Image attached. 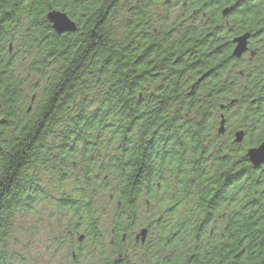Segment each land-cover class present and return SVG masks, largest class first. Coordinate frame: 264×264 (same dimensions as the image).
I'll return each instance as SVG.
<instances>
[{"label": "trees", "instance_id": "obj_1", "mask_svg": "<svg viewBox=\"0 0 264 264\" xmlns=\"http://www.w3.org/2000/svg\"><path fill=\"white\" fill-rule=\"evenodd\" d=\"M177 5V0H0V264H15L8 244L16 217L50 198L65 213L68 230L88 233L92 244L108 239L98 231V197L110 206L105 216L129 218L143 192L152 201L163 199L162 212L185 215L166 229L181 242L171 244L177 252L197 237L196 213L225 212L230 195L238 210L232 230L240 235L264 228L259 211L264 164L249 167L243 188L240 173L220 177V169L211 168L220 158L209 141L216 126L209 93L188 96L177 66L163 67V47L176 44L175 37L164 35L176 25L165 15ZM52 11L66 14L76 31L56 34L46 19ZM181 132L182 154L150 156L145 135L159 136L161 143L165 135ZM199 158L209 161L207 168L197 170ZM157 163L167 171L153 168ZM70 180L75 188L48 196L49 184ZM228 180L231 189L211 186ZM217 223L210 216L201 222V264H226L225 238L216 257L212 254L209 230L216 238L227 234L224 225L213 227ZM61 239L68 240L60 235L53 243Z\"/></svg>", "mask_w": 264, "mask_h": 264}, {"label": "flooded vegetation", "instance_id": "obj_2", "mask_svg": "<svg viewBox=\"0 0 264 264\" xmlns=\"http://www.w3.org/2000/svg\"><path fill=\"white\" fill-rule=\"evenodd\" d=\"M177 2L176 12L165 15L168 22L176 25L164 35L171 39L175 37L176 44L163 47L167 52L162 55L163 67L174 69L177 66L178 76L188 96L205 91L209 93L206 98L211 97L212 103L209 104L215 106L216 119L209 141L216 148L213 154H218L220 158L211 168L217 166L220 177L240 173L243 188L247 185L244 174L253 166L247 153L264 143V0ZM180 128L181 123L177 126L178 131ZM132 136L138 138L140 135ZM156 137L159 136H144L149 142L150 156L152 153L155 157L182 154L184 133L165 135L166 139L161 143ZM250 140L258 142L247 146L245 143ZM208 165L209 161L199 158L196 168L200 170ZM160 167L157 163L153 168L157 170ZM160 169L167 171L165 166ZM155 185L159 186L157 181ZM232 185L231 180L211 184L216 190L226 186L231 189ZM145 194H140L135 214L129 218L121 214H99L97 225L101 229L98 231L108 233L105 245L104 241L92 244L88 233L83 231L74 234L66 231L64 237L69 243L58 240L54 245L68 252V260L56 264H167L173 259H183L186 264H201V251L205 246V237H201V222L208 216L218 221L214 228L224 225L227 231L226 236L221 234L216 238L213 237L214 230H209L214 257L225 238L228 251L226 264H264V228L250 234L243 230L240 235L232 230V219L238 214L231 203L232 195L228 198L225 212L203 216L196 213L195 222L200 225L197 237L192 246L186 243L180 246L182 252H177L171 244L181 242L175 241L173 233L169 236L166 229L173 225L174 218L185 215L162 212L159 203L163 199L152 201ZM263 203L264 198L260 201L261 212H264ZM246 209L242 204V214H246ZM260 225L263 227L264 223ZM213 264L218 263L214 261Z\"/></svg>", "mask_w": 264, "mask_h": 264}, {"label": "rangeland", "instance_id": "obj_3", "mask_svg": "<svg viewBox=\"0 0 264 264\" xmlns=\"http://www.w3.org/2000/svg\"><path fill=\"white\" fill-rule=\"evenodd\" d=\"M27 84L29 86L31 82ZM27 90L30 91L29 88ZM71 186L75 188L74 181L71 180L63 186L51 183L48 185V196L60 189L68 191ZM55 203L51 198L41 201L28 215L16 217L13 235L8 244L15 255V264H51L52 257H58L56 263L68 260V252L53 243L60 235L64 238L69 228L65 213H59ZM95 207L100 213L110 211V206L103 197H98ZM66 243H69L68 240Z\"/></svg>", "mask_w": 264, "mask_h": 264}, {"label": "water", "instance_id": "obj_4", "mask_svg": "<svg viewBox=\"0 0 264 264\" xmlns=\"http://www.w3.org/2000/svg\"><path fill=\"white\" fill-rule=\"evenodd\" d=\"M46 19L50 23L52 30L58 35L76 31L75 24L64 13L52 11L46 15ZM239 141L240 139L237 138V142ZM247 157L253 166L264 163V143L257 149L248 151Z\"/></svg>", "mask_w": 264, "mask_h": 264}, {"label": "clouds", "instance_id": "obj_5", "mask_svg": "<svg viewBox=\"0 0 264 264\" xmlns=\"http://www.w3.org/2000/svg\"><path fill=\"white\" fill-rule=\"evenodd\" d=\"M57 259H58V257H52L51 258V264H56Z\"/></svg>", "mask_w": 264, "mask_h": 264}]
</instances>
